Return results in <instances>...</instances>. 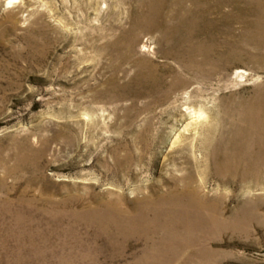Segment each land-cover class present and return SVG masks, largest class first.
Wrapping results in <instances>:
<instances>
[{
  "label": "rangeland",
  "instance_id": "1",
  "mask_svg": "<svg viewBox=\"0 0 264 264\" xmlns=\"http://www.w3.org/2000/svg\"><path fill=\"white\" fill-rule=\"evenodd\" d=\"M136 6V0H0V264H87L84 248L58 245L69 212L107 197L134 206L155 193L157 181L182 174L173 158L185 166L188 157L197 159L204 169V126L217 124L236 94L264 83V68L255 65L244 80L235 74L242 63L201 76L183 69L166 56L159 31L150 39L134 30L137 43L124 38L117 45L132 28ZM143 56L195 77L167 100L139 75L148 66L139 62ZM204 189L225 194L227 208L264 198V182L231 184L213 174ZM257 205L247 231L204 238L210 253L195 256L194 264H264V199ZM78 235L101 249L95 264H133L145 254V239H129L110 258L106 237L85 224Z\"/></svg>",
  "mask_w": 264,
  "mask_h": 264
},
{
  "label": "bare ground",
  "instance_id": "2",
  "mask_svg": "<svg viewBox=\"0 0 264 264\" xmlns=\"http://www.w3.org/2000/svg\"><path fill=\"white\" fill-rule=\"evenodd\" d=\"M136 1L131 16L133 29L126 30L117 45L124 38L126 45L137 43L135 31L148 32L150 39L159 31L158 40L169 45L166 56L198 76L242 63L244 67L238 66L235 74L244 80L253 65L256 70L264 68V0ZM223 46L230 51L217 50ZM139 62L148 64L139 75L149 80V91L160 92L164 98L195 77L184 74L179 66L157 63L151 57L143 56ZM168 72L174 74L171 80L165 78ZM251 91L236 94L219 115L218 123L204 126L201 144L208 150L204 169L197 159L188 157L185 166L173 158L175 169L182 174L157 181L155 193L137 199L134 206L128 208L124 197H107L94 205L73 208L59 247L84 248V261L95 264L101 249L78 235L79 226L85 224L96 236L106 237L110 258L119 257L129 239L137 238L146 240L145 254L133 264H194L195 256L210 253L202 243L204 238L215 232L247 231L249 221L258 216L257 203L264 198L247 197L227 208L225 194L210 193L204 185L211 174L231 184L237 180L264 182V83L255 84Z\"/></svg>",
  "mask_w": 264,
  "mask_h": 264
}]
</instances>
